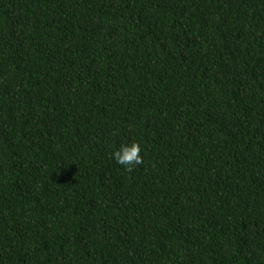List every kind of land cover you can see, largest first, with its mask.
I'll list each match as a JSON object with an SVG mask.
<instances>
[{
	"label": "trees",
	"instance_id": "obj_1",
	"mask_svg": "<svg viewBox=\"0 0 264 264\" xmlns=\"http://www.w3.org/2000/svg\"><path fill=\"white\" fill-rule=\"evenodd\" d=\"M0 264H264V0H0Z\"/></svg>",
	"mask_w": 264,
	"mask_h": 264
},
{
	"label": "clouds",
	"instance_id": "obj_2",
	"mask_svg": "<svg viewBox=\"0 0 264 264\" xmlns=\"http://www.w3.org/2000/svg\"><path fill=\"white\" fill-rule=\"evenodd\" d=\"M115 162L131 171L133 167L142 164L139 144L133 142L131 145H121V147L112 153Z\"/></svg>",
	"mask_w": 264,
	"mask_h": 264
}]
</instances>
